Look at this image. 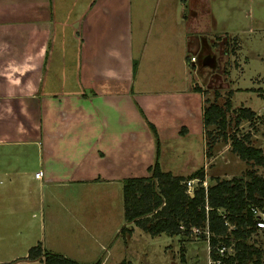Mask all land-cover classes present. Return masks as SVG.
Masks as SVG:
<instances>
[{
    "label": "crops",
    "instance_id": "crops-1",
    "mask_svg": "<svg viewBox=\"0 0 264 264\" xmlns=\"http://www.w3.org/2000/svg\"><path fill=\"white\" fill-rule=\"evenodd\" d=\"M170 4L146 15L159 34L169 20L176 26L173 43L183 56L174 77L148 72L155 64L136 48L143 15L135 0H0V264L38 242L68 254L81 237L92 259L78 262H131L125 250L145 231L124 221L122 180L148 174L155 138L147 122L159 162L168 131L183 126L187 135L193 113L203 130L205 101L191 89L184 59L192 45L185 38L196 33L186 24L197 10ZM122 225L131 233L122 235Z\"/></svg>",
    "mask_w": 264,
    "mask_h": 264
},
{
    "label": "rangeland",
    "instance_id": "rangeland-1",
    "mask_svg": "<svg viewBox=\"0 0 264 264\" xmlns=\"http://www.w3.org/2000/svg\"><path fill=\"white\" fill-rule=\"evenodd\" d=\"M135 1L143 15L139 16L143 31L138 36L136 48L138 50L143 46L142 51L147 54V61L155 64L148 72L153 71L155 76L158 72H162L166 77L180 76V57L183 53L179 50L180 47L173 43L177 35L176 26L169 20L168 33L159 34L157 30L151 29L156 27L154 19L146 15L155 9L159 12L163 6H170L173 1L177 4V0ZM181 4L185 14L189 12L188 5L197 10L195 18H191L189 24H186L187 28H194L193 31L196 32L185 38V44L186 41L187 44L192 43L186 48L187 56L184 58L187 68L189 67L191 89L200 88L197 92L202 93L205 105L211 101L223 105L224 100L229 98L231 107L226 111V134L240 135L249 132L251 143L264 148V123H261L259 117L234 123L236 110L241 106L251 108L257 115L264 111V0H185ZM171 11L175 12L176 8ZM131 19L138 21L134 14ZM159 38L166 43H160ZM156 56L161 59V64ZM190 56H194L193 61ZM190 61L193 62L194 68L188 65ZM163 81L164 79L160 80ZM158 87L165 89V85ZM193 116L194 123L191 124L187 135L181 126L179 133L168 131L162 138V160H158L159 164H162V170L170 169L187 177L202 168L204 180L201 184L204 187L214 183L216 179H228L232 176L246 178L247 169L262 172L260 167L241 160L230 150L229 139L222 137L221 130L214 125L202 130L200 119L196 122V113H193ZM198 185L199 181L192 178L191 190ZM105 201L114 204L112 197L106 198ZM258 207L264 209V204ZM114 211H108L106 215ZM139 233L140 235L136 233L132 237L133 241H130V246L125 250L126 258L131 259L133 264H207L208 243L203 232L195 234L191 231L188 237L164 233L150 236L142 231ZM81 240L77 244H71L68 254L64 256L83 262L92 259L84 256L89 252L84 250V245H90L89 242L82 237ZM247 240L261 249L262 255L258 264H264V230L254 229ZM64 245L65 248L70 246L66 243ZM186 249L188 260L183 262L179 256L180 253L184 255ZM55 251L60 252H52ZM25 260L24 256L17 257L11 263L24 264ZM112 261L110 256L105 264H113Z\"/></svg>",
    "mask_w": 264,
    "mask_h": 264
},
{
    "label": "trees",
    "instance_id": "trees-1",
    "mask_svg": "<svg viewBox=\"0 0 264 264\" xmlns=\"http://www.w3.org/2000/svg\"><path fill=\"white\" fill-rule=\"evenodd\" d=\"M184 2L185 0H180ZM136 62H133V72ZM200 91L199 87L193 88ZM231 102L226 98L223 105L213 101L202 106L201 121L203 128L214 125L221 130L222 137L229 139L230 150L241 160L260 167L245 171L246 178L232 176L228 179H216L205 187L202 168L193 171L187 177L172 174L170 170H162L158 162L159 140L153 125L147 122L155 140L154 159L148 165L146 176L126 177L122 180L123 218L125 223L131 222L147 232L150 236L161 233L188 237L193 227L204 228L209 232V255H214L213 246L221 241L225 245L232 242L233 254L225 260V264H258L262 255L260 248L249 243L247 238L253 231L250 205L264 204V148L251 143L250 133L226 134V111L230 110ZM141 115L142 111L139 109ZM260 119L264 123V111L257 115L249 107L237 108L234 123L241 120ZM196 178L199 185L187 191L186 180ZM232 224L227 230L224 222ZM120 233L130 234L131 226L122 225ZM183 252V251H182ZM25 258L38 259L43 264H99V260L81 263L61 253L52 252L41 247L40 243L28 248ZM181 261L184 255L180 253ZM115 264H132L129 260H120Z\"/></svg>",
    "mask_w": 264,
    "mask_h": 264
},
{
    "label": "built area",
    "instance_id": "built-area-1",
    "mask_svg": "<svg viewBox=\"0 0 264 264\" xmlns=\"http://www.w3.org/2000/svg\"><path fill=\"white\" fill-rule=\"evenodd\" d=\"M190 60L193 61L194 60V56H190ZM41 171L37 170L34 172V176L35 177H39ZM186 185H187V191L189 193L192 192L190 186H191V179L186 180ZM249 210L251 211L252 214V227L253 230H264V209H260L258 206L256 205H250L249 206ZM227 225V230H230L233 225L229 224L228 222H224ZM200 232H203L205 237L207 238L208 241V236H209V232L207 230V226H204L203 230L201 228L198 227H193L192 228V233L195 234H199ZM252 232V231H251ZM251 234V233H250ZM214 255L213 256H208V261L207 264H225V260L227 259V257L229 255H232L234 250H233V245L232 242L228 245H225L224 243H222L221 241H218L214 246ZM210 251V246L208 245V252Z\"/></svg>",
    "mask_w": 264,
    "mask_h": 264
},
{
    "label": "bare ground",
    "instance_id": "bare-ground-1",
    "mask_svg": "<svg viewBox=\"0 0 264 264\" xmlns=\"http://www.w3.org/2000/svg\"><path fill=\"white\" fill-rule=\"evenodd\" d=\"M207 243H208V241H207ZM209 245V244H208ZM208 256H209V252H208Z\"/></svg>",
    "mask_w": 264,
    "mask_h": 264
}]
</instances>
